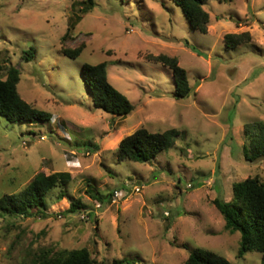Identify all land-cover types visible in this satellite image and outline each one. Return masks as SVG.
Instances as JSON below:
<instances>
[{
    "label": "rangeland",
    "instance_id": "1",
    "mask_svg": "<svg viewBox=\"0 0 264 264\" xmlns=\"http://www.w3.org/2000/svg\"><path fill=\"white\" fill-rule=\"evenodd\" d=\"M84 1L0 0V79L18 67L22 98L51 115L34 123L0 115V197L38 173L69 172L71 198L88 206L69 213V198L54 199L56 187L45 212L0 215V264H29L43 248H87L95 264H182L197 247L260 264L259 251L238 257L241 233L225 230L212 201L231 200L235 182L264 180V159L250 162L244 149L245 124L264 121V0L207 1V34L173 0H93L87 11ZM246 31L251 43L225 47L227 33ZM81 43L78 58L63 53ZM32 47L36 57L27 61ZM149 53L176 56L192 93L176 98L172 71L148 62ZM84 62H107L132 113L95 108ZM140 127L180 134L151 162L118 160L119 142Z\"/></svg>",
    "mask_w": 264,
    "mask_h": 264
},
{
    "label": "trees",
    "instance_id": "2",
    "mask_svg": "<svg viewBox=\"0 0 264 264\" xmlns=\"http://www.w3.org/2000/svg\"><path fill=\"white\" fill-rule=\"evenodd\" d=\"M181 7L184 15L193 29L207 34L210 24V13L204 5L209 0H173ZM84 11L93 7V0H87ZM88 4V5H87ZM79 20V19H78ZM71 25L63 37L65 40L73 30ZM250 32L227 33L223 43L227 49H233L241 44L251 43ZM86 44L81 43L76 48H63V53L71 58H78ZM195 51V48H193ZM25 59L31 61L36 57L34 47L26 51ZM146 60L158 63L172 71L175 82V96L178 99L189 96L194 90L191 86L187 70L180 64L176 56L169 54H147ZM108 64L100 62L82 64V75L97 109L113 116L126 117L135 109L128 97L116 89L108 79ZM0 69L2 67L0 66ZM21 71L16 66L7 68L6 77L0 79V115L10 122H44L51 115L24 100L19 93ZM180 132L176 128L164 131H151L140 127L132 134L122 138L117 147L118 160L129 159L135 162H151L162 151L172 148ZM244 144L246 160L257 162L264 159V121H253L245 124ZM71 180L69 172L52 174L38 173L32 181L17 193H7L0 197V215L29 217L34 213H43L49 208L47 195L56 187L60 192L54 199L69 198V213L87 210L80 199L70 196L68 184ZM111 196L114 193L109 194ZM109 196H101L100 200ZM213 204L219 209L225 219V230L230 233L240 232L241 241L238 257H243L250 251L262 254L260 264H264V180L256 175L233 184V197L229 201L213 199ZM91 252L87 248L62 249L43 248L29 264H95ZM114 264H134L127 258L114 260ZM182 264H233L225 257L203 248H194Z\"/></svg>",
    "mask_w": 264,
    "mask_h": 264
},
{
    "label": "built area",
    "instance_id": "3",
    "mask_svg": "<svg viewBox=\"0 0 264 264\" xmlns=\"http://www.w3.org/2000/svg\"><path fill=\"white\" fill-rule=\"evenodd\" d=\"M190 186V185H189ZM140 190H141V188H139V187H135V192H140ZM120 197V193H119V191H115L114 192V195H113V199L114 200H116L117 198H119ZM102 205L101 204H98V207H101ZM85 215H83V217H84Z\"/></svg>",
    "mask_w": 264,
    "mask_h": 264
}]
</instances>
